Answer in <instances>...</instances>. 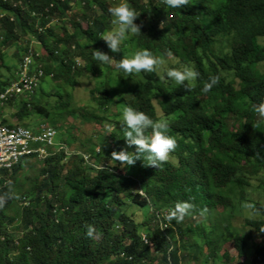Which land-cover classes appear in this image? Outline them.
I'll list each match as a JSON object with an SVG mask.
<instances>
[{
	"label": "trees",
	"instance_id": "1",
	"mask_svg": "<svg viewBox=\"0 0 264 264\" xmlns=\"http://www.w3.org/2000/svg\"><path fill=\"white\" fill-rule=\"evenodd\" d=\"M114 2L0 0V94L17 79L30 49L43 72L33 91L12 96L0 109L13 105L17 125L35 115L36 129L47 125L56 132L47 156L28 155L0 171V264H190L201 258L216 264L227 242L238 256L253 253L264 264V237L254 243L264 231V202L245 197L253 179L264 194V118L254 111L264 100V0H188L181 8L128 0L140 12L141 32L128 35L120 52L100 37L113 27L108 8ZM127 44L150 49L163 65L123 72L116 64ZM94 49L113 56L115 66H100ZM10 51L17 65L6 61ZM181 64L199 72L190 88L160 79L166 67ZM211 75L217 83L201 92ZM46 79L53 92L52 86L42 90ZM83 79L93 81L87 86L93 104L74 109L65 88ZM113 81L127 98H115ZM113 103L121 111L111 117ZM125 104L168 121L176 146L159 167L111 157L113 150L135 149L120 136ZM65 113L73 124L63 122ZM0 124L15 125L1 110ZM35 163L38 174L28 184L27 177L20 181L18 173ZM182 200L192 208L180 221L168 219ZM244 202L259 216L244 217L238 228L233 212ZM88 224L95 229L91 237Z\"/></svg>",
	"mask_w": 264,
	"mask_h": 264
},
{
	"label": "clouds",
	"instance_id": "2",
	"mask_svg": "<svg viewBox=\"0 0 264 264\" xmlns=\"http://www.w3.org/2000/svg\"><path fill=\"white\" fill-rule=\"evenodd\" d=\"M188 0H165V3L171 8H181L187 4ZM111 14V23L115 25L114 30L104 32L100 37L106 42L107 47L112 52H120L122 42L130 34L141 32L140 25L135 22V18L140 12L135 7L130 6L128 0H115L108 8ZM95 61L103 65H111L113 56L107 52L94 49L92 52ZM163 60L160 56L154 55L148 48L135 50L130 56L122 55L116 66L125 73L152 72L155 67L161 65ZM199 76V72L190 64H181L178 67H166L160 79H170L177 85L185 88L191 87V82ZM218 77L211 75L207 81L203 82L201 92L207 93L214 84L217 83ZM189 83H185V82ZM254 111L259 117L264 118V100L254 105ZM122 135L127 145H134V151H128L124 148L111 152L114 160L126 162L131 165L136 159H143L146 165L159 167L162 162L168 159L171 150L176 146V139L168 132L169 124L165 119H153L143 110L125 104L121 112ZM148 130L151 135H147ZM1 171V170H0ZM10 171V170H9ZM5 196L0 195V206H3ZM192 208L189 201H177L174 207L168 213V219L175 218L177 221L183 219L184 215ZM94 226H86V235L92 236Z\"/></svg>",
	"mask_w": 264,
	"mask_h": 264
},
{
	"label": "rangeland",
	"instance_id": "3",
	"mask_svg": "<svg viewBox=\"0 0 264 264\" xmlns=\"http://www.w3.org/2000/svg\"><path fill=\"white\" fill-rule=\"evenodd\" d=\"M113 25V24H112ZM81 27L85 28V22H82L81 23ZM115 25H113V27L111 28V30H114L115 29ZM126 47L128 48L127 49V54L126 55H131L135 50H133L128 44L126 45ZM7 58H6V61L8 62V64H11V65H17L18 64V59H16L15 57H12V52H7ZM163 65V63H162ZM115 66V62L113 60L112 64L110 65V67H113ZM104 76L101 75L99 76L100 79ZM98 78V77H97ZM96 78V79H97ZM98 79V80H100ZM113 79V77H112ZM134 81V79H129L126 84L127 86L130 84H132ZM97 82V81H96ZM95 82V83H96ZM53 84L52 85L50 84L49 80L46 79L44 80V82L41 83V88L42 90H45L46 91H49L50 87L52 86V89H51V92L54 91V87H53ZM93 81H90L88 82L87 80L83 79L80 81V83H78L75 87V89L71 90L70 87H66L65 89L67 91H69L71 93V96H72V105L74 107V109L76 108H79V106H83L85 108H89L92 106L93 102L90 98V94L88 92V87H93ZM111 88L114 90L115 92V98H120V97H124V89L121 85L119 84H115L114 81L111 82ZM37 93V96H38V93H39V90L36 91ZM125 98H127V96L125 95ZM52 100V98H50ZM1 110V113H2V117H5L7 119V121H9V123H12V124H19L18 121L16 120V117L13 116V113L17 110L15 106H4ZM114 110H116V112H114ZM109 111L111 112V117H114V115L118 112V111H121V105H119V103H113L109 106ZM114 112V113H113ZM109 113V112H107ZM63 122L64 123H67V124H73L71 122H73V118L65 113L63 114ZM39 118H36L35 115H31V119L30 120H24L22 123V126H25V124H28V121H29V125L30 126H27L28 128H30L31 130L35 131L36 128H37V123H38V120ZM26 127V126H25ZM60 134H58L56 136V140L60 138L59 136ZM103 162H101V164L99 165H102ZM39 169H40V164L39 163H35V165L33 166L32 169H27L26 172L25 171H21V173H18V178L19 180H24L25 177H27L28 181H27V184L29 183V180L32 179V176H36L39 172ZM264 173V171H263ZM9 178V175H6V180H8ZM251 184L254 186L256 184V179H253L251 180ZM253 186H250L248 187V193L246 197V199H249L251 201V203H257V202H260V203H263L264 202V194L259 190V189H255L253 188ZM16 191L17 188H16ZM250 203V202H249ZM248 202H244L243 204L241 205H237V207L234 209V212H233V225L235 227H238V228H241L243 226V218L244 217H252V218H255V217H258V213L256 212H253V209H252V204L250 205ZM145 214H142V212L140 211V218L142 219L143 216ZM140 219V220H141ZM12 230V229H11ZM262 237H264V231L263 233L255 239L254 243H262L263 244V239ZM252 251V247L249 248V251L248 253H250ZM228 256L229 257V260H227V263L228 264H257V260H255V257H254V254L251 253L250 255H247V256H238L237 255V252L236 250L233 248L232 244L230 242H227L226 244L222 245L220 248H219V254H218V257L216 258V264H223L224 263V258L225 256ZM204 258H201V261L199 263H196V262H191L190 264H202V260ZM186 264V263H184ZM210 264V263H209Z\"/></svg>",
	"mask_w": 264,
	"mask_h": 264
},
{
	"label": "built area",
	"instance_id": "4",
	"mask_svg": "<svg viewBox=\"0 0 264 264\" xmlns=\"http://www.w3.org/2000/svg\"><path fill=\"white\" fill-rule=\"evenodd\" d=\"M40 67V64L36 65L34 52L30 49L22 56L16 73L17 79L0 94V107L12 96L33 91L39 81L38 77L43 74ZM55 134V130L47 125H41L32 131L22 125L0 124V170H10L21 158L28 155L36 154L44 158L48 154L46 147L54 144ZM84 158L87 159L88 156Z\"/></svg>",
	"mask_w": 264,
	"mask_h": 264
}]
</instances>
